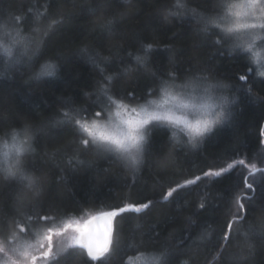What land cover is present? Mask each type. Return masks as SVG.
Instances as JSON below:
<instances>
[{
    "label": "trees",
    "instance_id": "16d2710c",
    "mask_svg": "<svg viewBox=\"0 0 264 264\" xmlns=\"http://www.w3.org/2000/svg\"><path fill=\"white\" fill-rule=\"evenodd\" d=\"M218 2L0 0V20L15 25L17 17L26 19L21 36L25 41L31 38L29 53H35L31 62L25 56L23 62L6 66L0 49V137L13 128L30 127L34 151L26 154L25 163L29 174L38 177L40 189V196L34 198L28 189L0 173V238L11 233L14 220L27 224L29 212L78 208L73 217L87 219L108 210L105 205L152 200L154 207L125 213L123 222L117 220L123 245L149 241L150 251H167V264H264V192L259 187L255 204L241 213L246 219L234 224L230 242L222 247L221 229L227 230L231 212H235L232 183L239 178L240 167L214 184L204 179L171 203L161 202L174 181L194 179L210 165L221 163L226 154L238 151L250 162L264 157L260 143L264 140L260 135L264 130V78L249 72L248 83L238 87L243 83L238 75L245 73L249 63L245 54L216 45V37L199 31L194 18L210 14ZM37 16L41 31L34 33ZM53 20L58 22L49 27ZM108 20L113 21L111 32L104 27ZM141 42L153 45L147 70L138 68L128 56L129 52L137 54ZM46 63L54 65V74L34 78ZM153 72H175L180 80L203 75L212 83L229 85L213 93L220 106L226 105L227 118L214 124L196 146L186 133L157 128L135 169L118 153L95 147L82 150L71 126L57 123L69 108L87 109L96 101L103 76H116L118 90L140 94L152 85ZM202 198L207 206L200 210L197 205ZM81 251L83 257L78 255ZM85 262L105 264L103 258L92 261L79 248L62 259V264ZM106 264H121L120 254L112 255Z\"/></svg>",
    "mask_w": 264,
    "mask_h": 264
},
{
    "label": "snow or ice",
    "instance_id": "6c2138e0",
    "mask_svg": "<svg viewBox=\"0 0 264 264\" xmlns=\"http://www.w3.org/2000/svg\"><path fill=\"white\" fill-rule=\"evenodd\" d=\"M191 11L195 12L194 9ZM194 18L200 25L199 31L216 37V45H226L232 51L245 54L249 63L245 73L238 75V80L243 82L238 87L242 88L248 83L249 72H255L258 77L264 78V0H219L210 10V14H196ZM16 20L15 25L0 20V49L3 50V63L6 66L23 62L25 56L31 62L35 54L29 53L31 38L25 41L21 36L22 25L27 22L26 19L17 17ZM57 22L53 20L49 27ZM34 24L32 31L39 33V16ZM112 25L113 21L108 20L104 27L111 32ZM13 47H16L15 53ZM152 49L151 43L141 42L137 54L129 52L128 56L135 60L138 68L147 70L153 54ZM89 59L95 62V56L90 55ZM53 69V64L46 63L35 73L34 78L52 76ZM103 72L104 69L101 68V73ZM116 79L113 75L103 76L97 89L96 101L87 109L69 108L63 112V119L57 123L71 126L73 136L78 139L82 150L95 147L98 151L118 153L125 161L130 158L134 169L142 163L143 154L151 144V134L157 128L181 126L188 135L189 142L196 146L198 139L211 131L214 123L227 118L219 111L215 112V119L209 118L212 116L211 109L217 107L213 102V93L224 90L229 85L218 81L212 83L207 76L191 75L180 80L175 72H153L152 85L140 94L116 89ZM248 91L251 92V86ZM222 106L224 105L220 107ZM190 115L195 119H190ZM260 135L264 137V130H261ZM175 136L176 133L173 132V140ZM0 141V173L5 179L11 178L22 188L28 189L34 198H38L39 179L29 174L25 163L26 154L34 151L30 127L25 125L21 129L13 128L10 133L5 132ZM260 143L264 144V140ZM161 163L166 166L163 161ZM238 167L241 168L240 175L233 181L231 193L235 212H231L227 230L221 229L225 242L222 247H226L231 240L234 224L246 219V215L242 216L241 213L246 214L255 204L256 188L259 187L264 192V157L250 162L249 157H241L238 151L226 154L221 158V163L210 165L194 179H184L183 183L174 181V186H169L161 196V202L171 203L183 190H190V186L197 185L204 179L214 184ZM244 169H247V174ZM154 206L152 200L105 205L108 210L101 211L83 226L73 218L74 213L79 211L78 208L29 212L26 214L27 224L14 220L11 233L0 238V253L7 264H35L38 259H43L48 264L53 261L55 264H62L63 257L77 248L86 250L87 257L92 261L103 258L105 264L108 258L117 253L120 254L121 264H136L138 260H143V264H167V251H150L149 241L123 245L120 229L116 226L118 219L121 222L125 220V213H140ZM206 206L203 198L197 205L200 210ZM96 219L105 222L102 232L93 233L90 228ZM188 219L195 227L196 222L191 217ZM205 234L206 231L202 232L200 238L203 239ZM33 236L39 238L38 243L30 242ZM247 239L248 234H245V240ZM248 247L251 249V244ZM37 251L39 256L34 254ZM78 255L83 257L84 252L81 251Z\"/></svg>",
    "mask_w": 264,
    "mask_h": 264
},
{
    "label": "rangeland",
    "instance_id": "374dc122",
    "mask_svg": "<svg viewBox=\"0 0 264 264\" xmlns=\"http://www.w3.org/2000/svg\"><path fill=\"white\" fill-rule=\"evenodd\" d=\"M259 43V42H258ZM213 102L217 105V107L216 108H213V109H211V112L212 113H214V112H216V111H219L220 110V103H219V101L216 99V97L214 96V94H213ZM189 118L190 119H195V117L194 116H189ZM209 118H211V116H209ZM173 128V130L176 132V133H180V134H184V133H186L185 131H183L182 130V127L181 126H177V127H172ZM188 136V135H187ZM11 143V142H10ZM0 151H2V148L0 149ZM99 215V213H97V214H95V215H93V216H91L90 218H82V217H73L81 226H83L84 224H86L89 220H91L92 219V217H94V216H98ZM38 237H35V236H33V238L31 239V243H33V244H36V243H38ZM35 255H37V256H39V252L37 251V252H35L34 253ZM0 260H3V254L2 253H0ZM35 264H48V262H46L45 260H43V259H38L36 262H35ZM136 264H143V260H138L137 262H136Z\"/></svg>",
    "mask_w": 264,
    "mask_h": 264
},
{
    "label": "water",
    "instance_id": "95a60500",
    "mask_svg": "<svg viewBox=\"0 0 264 264\" xmlns=\"http://www.w3.org/2000/svg\"><path fill=\"white\" fill-rule=\"evenodd\" d=\"M105 226V222L102 219H96L90 225L93 233L102 232Z\"/></svg>",
    "mask_w": 264,
    "mask_h": 264
},
{
    "label": "clouds",
    "instance_id": "9594fccd",
    "mask_svg": "<svg viewBox=\"0 0 264 264\" xmlns=\"http://www.w3.org/2000/svg\"><path fill=\"white\" fill-rule=\"evenodd\" d=\"M219 112L222 113L223 115H226V105L222 106L220 108ZM215 118H216V113L214 112V113H212V116H211L210 119H215ZM214 124H216V123H214ZM130 151H133V150H130ZM126 162L131 165V159L130 158L126 159ZM0 264H7V262L3 261V260H0Z\"/></svg>",
    "mask_w": 264,
    "mask_h": 264
}]
</instances>
